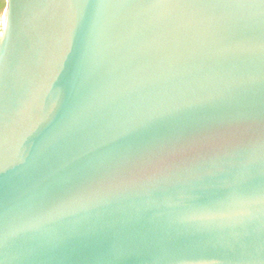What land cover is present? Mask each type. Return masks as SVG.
Instances as JSON below:
<instances>
[{
    "label": "water",
    "instance_id": "1",
    "mask_svg": "<svg viewBox=\"0 0 264 264\" xmlns=\"http://www.w3.org/2000/svg\"><path fill=\"white\" fill-rule=\"evenodd\" d=\"M70 3L0 15V264H264V4Z\"/></svg>",
    "mask_w": 264,
    "mask_h": 264
},
{
    "label": "snow or ice",
    "instance_id": "2",
    "mask_svg": "<svg viewBox=\"0 0 264 264\" xmlns=\"http://www.w3.org/2000/svg\"><path fill=\"white\" fill-rule=\"evenodd\" d=\"M260 3L264 4V0H260ZM71 5L76 7H87L88 3L87 0H75V3ZM94 198V194H89L74 196L68 200L58 201L51 207L44 209L39 216L35 217L34 220L27 225V230H36L54 224L68 215H74L86 208ZM226 198L227 197L220 192L217 198L210 199L196 208L189 219L192 222H204L215 219L217 215L215 211L216 206Z\"/></svg>",
    "mask_w": 264,
    "mask_h": 264
},
{
    "label": "trees",
    "instance_id": "3",
    "mask_svg": "<svg viewBox=\"0 0 264 264\" xmlns=\"http://www.w3.org/2000/svg\"><path fill=\"white\" fill-rule=\"evenodd\" d=\"M5 7H6V0H5V2L3 3V5L0 7V14L3 13Z\"/></svg>",
    "mask_w": 264,
    "mask_h": 264
},
{
    "label": "flooded vegetation",
    "instance_id": "4",
    "mask_svg": "<svg viewBox=\"0 0 264 264\" xmlns=\"http://www.w3.org/2000/svg\"><path fill=\"white\" fill-rule=\"evenodd\" d=\"M4 2H5V0H0V7L3 5Z\"/></svg>",
    "mask_w": 264,
    "mask_h": 264
},
{
    "label": "rangeland",
    "instance_id": "5",
    "mask_svg": "<svg viewBox=\"0 0 264 264\" xmlns=\"http://www.w3.org/2000/svg\"><path fill=\"white\" fill-rule=\"evenodd\" d=\"M0 25H1V22H0Z\"/></svg>",
    "mask_w": 264,
    "mask_h": 264
}]
</instances>
